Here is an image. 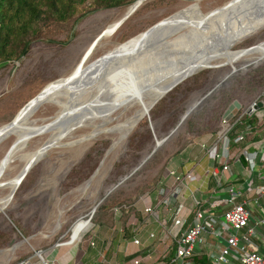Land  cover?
<instances>
[{
    "label": "rangeland",
    "instance_id": "rangeland-1",
    "mask_svg": "<svg viewBox=\"0 0 264 264\" xmlns=\"http://www.w3.org/2000/svg\"><path fill=\"white\" fill-rule=\"evenodd\" d=\"M228 1L186 3L182 0H147L112 37L103 41L104 45L94 54L93 59L107 52L120 53L113 48L117 44L136 47L163 39L184 38L209 22ZM130 7L132 5L125 9L96 12L82 19L68 32L33 45L30 53L19 62L0 65V126L10 122L47 84L69 75L97 37L108 26L123 18ZM262 42L264 21L247 30L241 42L230 49V54H237L244 49H257L264 46H255ZM199 46L200 43L192 42L163 55L161 60L176 59L197 50ZM121 57L123 62L118 63L119 71H113L109 77L112 79L100 80V66H97L78 81L79 87L85 91L88 90V83L94 82V87L90 85L91 91L87 93L93 95L95 90L118 82L132 67L130 63H125L132 58L124 55ZM105 59L106 56L103 57L104 62ZM234 66V72L232 66L222 65L221 68L205 69L190 76L161 100L164 101L161 108L155 106L128 133L113 129L107 134L83 141L93 132V127L87 126L77 129L72 137L60 141L58 147L49 151L32 167L15 191L9 207L4 212L0 211V264H84V259L92 264L96 263L97 253H103L106 248V258L109 259L107 264H113L115 252L110 249L118 234L116 225L122 217L109 213L99 216L97 212L100 206L110 197L119 200L121 204L127 203L129 197L137 195L138 190L158 174L161 162L145 164L134 172L146 161L157 142L165 138V123L173 109L176 111L181 105L184 106L176 131L160 147L159 158L165 159L172 155L189 138L187 119L183 121V118L215 86L236 77L229 84L232 88L240 86L233 94V99L247 105L256 98L264 89V80L250 82L248 86L246 78L249 77L246 75L257 68H264V60L241 61ZM240 77H244L243 84ZM64 102L72 104L70 99ZM59 112L58 107L45 105L36 111L33 120H49ZM133 113L134 109L125 111L118 120L104 124V129L115 127ZM149 128L152 134H156H146ZM48 140L49 134L31 139L8 168V177L19 173L27 158ZM15 141L13 137L0 144V164ZM136 146H140L137 151ZM98 219L100 223L96 224L95 220ZM81 227L84 228L73 239V233ZM90 249H94V254L88 253ZM38 252L42 253L41 258Z\"/></svg>",
    "mask_w": 264,
    "mask_h": 264
},
{
    "label": "bare ground",
    "instance_id": "bare-ground-1",
    "mask_svg": "<svg viewBox=\"0 0 264 264\" xmlns=\"http://www.w3.org/2000/svg\"><path fill=\"white\" fill-rule=\"evenodd\" d=\"M182 1L198 3L203 0ZM134 8L130 7V12ZM263 21L264 0H230L210 18L209 22L184 38L163 39L136 47L117 44L113 48L121 54L107 52L103 56L93 59L94 54L104 45L103 41L118 31L115 32V29L119 21L108 26L101 33V37L98 36L91 44L79 64L69 75L47 84L18 111L10 122L0 126V144L6 139L16 138L0 164V211L4 212L9 207L13 200V194L22 184V178L31 165L34 166L38 163L49 151L58 147L63 139H67L77 129L93 127V132L83 141L94 139L104 133L107 134L113 129L128 133L145 116L151 103L161 91L160 86L181 80L201 67L230 65L234 72V65L238 62L264 60V46L253 50L244 49L234 55L230 54V49L241 42L245 32ZM192 42L200 43L197 50L176 59L161 60L163 55L183 48ZM261 44L264 42L255 46ZM122 55L132 58L125 62L130 63L132 67L124 73L123 78L118 82L107 88H99L95 90V94H88L90 96L87 93L91 91L90 85L94 87V82L88 83V90L84 91L79 87L78 81L93 72L97 66H100L99 73L102 76L100 80L112 79L109 77L113 75V71L119 69L118 63L123 62ZM104 56H106L105 62ZM117 66L118 68H116ZM134 80L138 83L136 84ZM85 96H88L86 100H84ZM67 99L72 100L71 105L64 102ZM45 105L58 107L60 112L49 120H33L36 111ZM129 109H134V113L129 118L111 129H104V124L118 120L122 116L121 114ZM72 118L74 120L70 123ZM41 134H49L48 142L40 148L38 147L39 149L27 158L19 173L8 177V168L15 161L17 155L31 139ZM126 137L128 138V136ZM97 177L98 175H96ZM83 228L75 230L73 239L79 235Z\"/></svg>",
    "mask_w": 264,
    "mask_h": 264
},
{
    "label": "crops",
    "instance_id": "crops-1",
    "mask_svg": "<svg viewBox=\"0 0 264 264\" xmlns=\"http://www.w3.org/2000/svg\"><path fill=\"white\" fill-rule=\"evenodd\" d=\"M253 115L257 119L256 126L253 128L250 126L251 132L242 144L232 146V161L227 173L222 174V166L209 159L198 145L201 141L207 140L215 131L196 139L193 150L187 157L177 156L176 159L170 160L165 171L169 169L183 174L191 172L194 176L192 181L184 185L180 197L174 204V208L181 209L180 217L188 224L193 220L198 202L206 215H213L219 219L230 207L227 200L232 191L244 193L250 181H254L255 186H264V104ZM241 149L256 155L253 167L244 156L238 159L237 154ZM164 173L155 191L147 192L143 196L144 200L137 202L136 211L129 216L126 223H117L118 234L110 249L115 252L113 264H135L137 260L140 261L139 264H180L171 262L174 258V235L176 233L173 225L174 215L166 209L163 204L165 198L159 194L163 186H167V193L171 190L172 180H165ZM247 202L251 210L249 228L254 233L250 246L264 255V197H259L251 191L247 196ZM148 204H152L156 209L157 219L144 213L145 205ZM179 205L180 207H177ZM135 239L140 241L139 245L134 243ZM225 246V237L218 238L206 233L203 235V243L195 249L196 263L189 259L186 264H204V258L208 259L210 264H215L213 258L220 256ZM106 255L107 248L103 253H97L96 263H93L107 264L109 259ZM236 256L233 253L227 261L221 264H241ZM89 263V260L84 259V264Z\"/></svg>",
    "mask_w": 264,
    "mask_h": 264
},
{
    "label": "trees",
    "instance_id": "trees-1",
    "mask_svg": "<svg viewBox=\"0 0 264 264\" xmlns=\"http://www.w3.org/2000/svg\"><path fill=\"white\" fill-rule=\"evenodd\" d=\"M136 1L137 0H0V65L5 66L8 63L19 62L30 53V49L33 45L47 42L55 35L68 32L82 19L96 12L111 9H125L133 5ZM262 68L263 67L257 68L253 70V73L246 75L249 77V79L246 78L248 86L250 82L254 83L264 80V68ZM235 78L236 77H233L231 80H229V78L217 87L215 86L201 99L187 118V132L189 138L182 144L179 150L165 159L164 157L159 158L161 148L152 156L151 154L153 151H151L149 154L150 158L148 157L149 159H146V166L149 165V163L151 165L158 162H161L162 165L158 174L146 182L138 190L139 192L137 195L129 197L128 202H122V204L118 202V199V201H116V199L114 200L112 197L107 198L103 205L100 206V211H98L97 214L100 216L101 214L109 213V215L111 214L114 216V210L120 208V214L116 216L122 217L121 222L125 224L129 216L136 211L135 206L137 202L147 192L152 193L155 191L162 179L165 169L169 166L170 160L176 156L187 157L193 150L196 139L207 133L216 132L219 129L221 118L231 105L236 102L232 96L239 90L240 86L238 85L232 88L229 85ZM243 78L244 77L239 78L242 84L244 81ZM163 103L164 101H160L158 103L159 105H156L157 108L163 105ZM239 104L242 105L243 108L249 105ZM183 111L184 106L181 105V108L176 111L173 109V112L169 113L168 120L164 127V129H167V131H165V138L168 137L169 139L171 137L170 131L176 128ZM256 122L257 119L253 114L246 115L243 120V124L250 125L252 128L256 126ZM147 131L148 133L146 134L150 136L152 130L149 128ZM154 134L156 133L152 135ZM139 149L140 146H136V151ZM164 155L168 154L164 153ZM242 161L244 162L243 159ZM145 164L141 168H143ZM137 171L138 170H136V172ZM95 223H100V219L95 220ZM89 253L94 254V251L90 249ZM190 259L193 263H196L195 255ZM203 262L204 264H210L209 260L206 258L203 259Z\"/></svg>",
    "mask_w": 264,
    "mask_h": 264
},
{
    "label": "built area",
    "instance_id": "built-area-1",
    "mask_svg": "<svg viewBox=\"0 0 264 264\" xmlns=\"http://www.w3.org/2000/svg\"><path fill=\"white\" fill-rule=\"evenodd\" d=\"M259 103L264 104V89L245 108L239 103L233 104L221 118L219 129L207 140L198 143L209 159L222 166V174L227 173L230 169L232 146L242 144L251 132L250 125L243 124L245 116L249 115L250 111H253V114L256 113L259 109ZM237 155L238 159L244 156L251 167L255 164L256 155L248 153L247 150L241 149ZM164 174L165 180H172L170 193L166 192L167 186H163L159 190V194L165 198L163 201L164 206L174 215L173 225L176 228V233L174 235V258L171 261L172 263L186 264V261L195 254L196 247L203 243V235L210 233L215 237H225L226 239V246L221 255L213 258L215 264L227 261V258L233 253L237 255L236 259L241 264H264V255L250 246L254 233L249 228L251 210L248 208L247 202V196L251 191H254L259 197H264L263 185L255 186L254 181H250L244 193L232 191L227 200L230 207L219 219L213 215H206L198 202L193 220L188 224L180 217L181 209L174 208V204L180 197L184 185L192 181L194 176L191 172L183 174L169 169ZM143 200L144 197L139 201ZM177 207H180V205ZM114 211L115 215L120 214V208H116ZM144 213L155 219L158 218L157 211L152 204L145 205ZM134 243L139 245L140 241L135 239ZM139 263V260L135 261V264Z\"/></svg>",
    "mask_w": 264,
    "mask_h": 264
},
{
    "label": "water",
    "instance_id": "water-1",
    "mask_svg": "<svg viewBox=\"0 0 264 264\" xmlns=\"http://www.w3.org/2000/svg\"><path fill=\"white\" fill-rule=\"evenodd\" d=\"M147 0H137L133 5H132V7L131 8H133V7H135L134 8V10H132L131 12H130V9H129V11L125 14V16L123 17V18H121L120 20H119V22L117 23V27H116V29H115V32L135 13V11L144 3V2H146ZM101 35L102 34H100L99 35V37H101ZM221 66L220 65H217V66H211V67H201L200 69H197L196 71H193L191 74H189V75H187V76H185L184 78H182L181 80H178V81H176V82H173V83H171V84H169V85H164V86H160V92L158 93V95H157V97L154 99V101L151 103V105H150V107H149V109H148V111H147V113L145 114V116L143 117V118H145L146 116H148L149 115V113L152 111V109L167 95V94H169L171 91H173V89L175 88V87H177L180 83H182L184 80H186L187 78H189L190 76H192V75H194V74H196V73H198L199 71H202V70H205V69H214V68H220ZM198 105V104H197ZM196 105V106H197ZM196 106L194 107V108H192L188 113H186V115L184 116V118H183V121L184 120H186L187 118H188V116L191 114V112L196 108ZM262 107V104L261 103H259L258 104V108H261ZM253 114V111H250L249 112V115H252ZM142 118V119H143ZM140 121V120H139ZM138 121V122H139ZM137 122V123H138ZM136 123V124H137ZM135 124V125H136ZM176 131V129L175 130H173L172 132H171V134L170 135H172L174 132ZM168 139V137H166V138H164L163 140H161V141H158L157 142V144H156V147H155V149L153 150V152H152V154H151V156L164 144V142L166 141ZM150 158V157H149ZM148 158V159H149ZM147 159V160H148ZM146 160V161H147ZM145 161V162H146ZM145 162H143V164L142 165H140L139 166V168L137 169V170H139L144 164H145ZM37 164V163H36ZM36 164H34V165H36ZM32 165H31V168H29L28 170H27V172L24 174V176H23V178H22V182H23V180L25 179V177L27 176V174L29 173V171L32 169ZM136 172V171H135ZM134 172V173H135ZM18 189V188H17ZM17 191V190H16ZM16 193V192H15ZM15 193L13 194V197H14V195H15ZM37 255H38V257H40L41 258V255H42V253L41 252H38L37 253Z\"/></svg>",
    "mask_w": 264,
    "mask_h": 264
}]
</instances>
